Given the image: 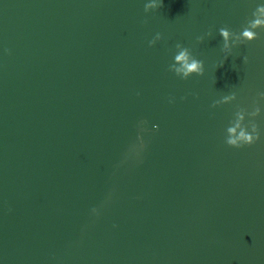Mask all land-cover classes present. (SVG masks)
<instances>
[{
    "label": "water",
    "instance_id": "obj_1",
    "mask_svg": "<svg viewBox=\"0 0 264 264\" xmlns=\"http://www.w3.org/2000/svg\"><path fill=\"white\" fill-rule=\"evenodd\" d=\"M149 2L0 0V264H264V0Z\"/></svg>",
    "mask_w": 264,
    "mask_h": 264
},
{
    "label": "clouds",
    "instance_id": "obj_2",
    "mask_svg": "<svg viewBox=\"0 0 264 264\" xmlns=\"http://www.w3.org/2000/svg\"><path fill=\"white\" fill-rule=\"evenodd\" d=\"M162 7V0H152L145 5L144 11L147 13L150 10L160 9ZM257 11L260 13H264V5H260L257 7ZM255 16V13H254ZM146 22V21H145ZM264 26V20L261 19H253L249 22L247 27H244L242 31H240V38L248 41H254L258 39V33L254 30L258 27ZM232 33L229 28L222 27L219 29V35L222 37L224 41L223 48H228V39ZM210 35V33H209ZM162 39L161 34L157 33L156 36L149 41V46L155 45V43ZM203 37H197V42H202ZM177 52L174 56V63L169 66V71L174 72L181 79H188L192 75L202 76L204 74V64L203 61L196 59L191 50L187 47L182 46L181 44H176ZM227 59V56H226ZM245 62L247 58H244ZM222 66V65H221ZM261 99H264V92L259 93ZM228 99V97H225ZM212 107H215V103L213 102ZM261 109L259 107L251 114L253 116H258L260 114ZM237 120L231 121L230 126L227 127L226 131L228 135L226 136L225 143L230 147L241 148L244 146H251L255 144L260 139V132L258 125L253 122L251 131H249L246 127H242L239 121H242L243 115L240 112L236 114ZM239 129V131H237Z\"/></svg>",
    "mask_w": 264,
    "mask_h": 264
}]
</instances>
